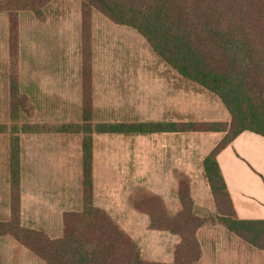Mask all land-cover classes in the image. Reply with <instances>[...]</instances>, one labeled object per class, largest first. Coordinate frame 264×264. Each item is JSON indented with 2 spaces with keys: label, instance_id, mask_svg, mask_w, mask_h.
Wrapping results in <instances>:
<instances>
[{
  "label": "rangeland",
  "instance_id": "rangeland-1",
  "mask_svg": "<svg viewBox=\"0 0 264 264\" xmlns=\"http://www.w3.org/2000/svg\"><path fill=\"white\" fill-rule=\"evenodd\" d=\"M6 18L0 14V126L6 128L0 133V223L10 221L6 166L11 132L24 124L78 122L85 91L91 94L99 122L227 125L231 121L217 96L181 77L136 31L97 12L82 13L81 0H51L43 20L21 13L13 57ZM31 76L42 84L35 106L19 89L20 78L29 83ZM14 91L19 112L12 107ZM20 134L28 168L20 225L57 237L62 214L81 206V136L20 132V138ZM225 136L226 132L95 135V204L134 239L145 260L170 262L179 239L149 229L147 215L136 211L132 200L146 202L148 209L160 202L174 215L181 208V183L189 187L194 214L204 220L198 232L201 246L210 249L233 243L224 237L230 232L221 222L203 166ZM33 167L37 171H29ZM34 172H39L36 181L30 177ZM0 264L44 263L4 235ZM248 264H264V257L252 254Z\"/></svg>",
  "mask_w": 264,
  "mask_h": 264
},
{
  "label": "trees",
  "instance_id": "trees-1",
  "mask_svg": "<svg viewBox=\"0 0 264 264\" xmlns=\"http://www.w3.org/2000/svg\"><path fill=\"white\" fill-rule=\"evenodd\" d=\"M51 0H0V14L8 19V49L19 45V19L28 13L43 20ZM82 13L97 12L118 26L136 31L151 50L181 77L211 92L231 116L227 125L193 122L95 121L91 94L83 93L78 122L60 125L24 124L10 136V221L0 223V237L9 235L44 264H197L201 258L197 217L189 187L181 183L180 210L171 215L163 204L148 209L149 229L179 239L170 263L148 261L138 244L115 219L95 204V135L140 136L166 133L226 132L203 162L205 176L227 230L244 244L264 252V220H241L223 178L217 157L243 132L264 137V0H81ZM16 43V44H15ZM12 93V107H19ZM27 112V111H26ZM5 127L0 126V133ZM81 136V208L64 212L61 232L22 227L21 144L19 133ZM143 201V200H142Z\"/></svg>",
  "mask_w": 264,
  "mask_h": 264
},
{
  "label": "crops",
  "instance_id": "crops-1",
  "mask_svg": "<svg viewBox=\"0 0 264 264\" xmlns=\"http://www.w3.org/2000/svg\"><path fill=\"white\" fill-rule=\"evenodd\" d=\"M3 80L5 84L6 80ZM41 85L42 84L38 85V80H36L34 76H31L29 83H27L25 78H20L19 89L24 93L22 95L28 98L29 105L35 106V103L33 104L35 101V94L37 93V90L42 88ZM22 135L20 138V144L22 173L21 209L23 215V177H26L27 173L25 168H27V166L26 163L24 165L22 144L24 137L22 138ZM217 160L230 193L237 217L241 220H264V137L248 131L243 132L218 155ZM33 170L37 171V168L33 167L32 169H29L31 172ZM6 176V181L8 183V196L10 197L9 158L8 165L6 166ZM37 176H39V172L31 173L30 177H35L34 181H36ZM80 208L81 206L77 210H80ZM224 237L228 241L232 240L233 243L226 245L221 244L216 248L212 247L210 249L201 246L202 254L197 264H245V262L248 264L252 254H254V256L256 254L264 257L263 252H259L244 244L234 234H225ZM170 262H172V260Z\"/></svg>",
  "mask_w": 264,
  "mask_h": 264
}]
</instances>
